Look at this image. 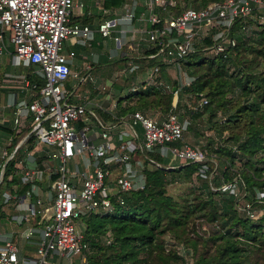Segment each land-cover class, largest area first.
<instances>
[{"label": "built area", "instance_id": "2783aa9c", "mask_svg": "<svg viewBox=\"0 0 264 264\" xmlns=\"http://www.w3.org/2000/svg\"><path fill=\"white\" fill-rule=\"evenodd\" d=\"M140 3L142 10L136 19L146 24L143 39L147 49L159 46L147 56L153 61L161 59L162 63L172 61L173 64L194 51L207 36L211 44L206 45V49L225 57L228 48L236 42L231 33L235 21L252 15L255 7L264 8V0H218L198 8L186 7L176 15L161 19L154 9L164 8V0H130L120 7L125 9L121 15L117 8H102V15L107 17L102 16L93 28L71 18L75 10L78 15L83 14L82 0L78 3L76 0H0V57L9 53L15 65L36 64L34 72L43 79L38 87L37 82H31L24 73L15 75L20 78V88L25 95L19 99L12 95L7 105L13 108L14 127L27 124L29 130L11 152L6 148L11 141L10 135L5 138V148L0 145L1 182L7 160L18 147L25 145L27 137L34 138L31 147L24 146L25 166L19 176L29 187L18 194L15 184L1 195L4 202L12 198L17 202L34 199L32 206L25 204L24 213L12 216L18 225H25L21 237L30 239L37 235V258L27 260L20 255L16 235L10 231L0 234V264H57L47 259L51 255L66 260L67 264H86L87 243L77 224L92 211H111L112 198L123 203L121 193L143 188L144 161L151 160L148 154L157 146L162 155L172 153L180 162H198L197 173L209 180L212 178L214 171L207 173L208 156L198 146L184 140L187 121L179 119L176 113L154 117L133 110L104 121L89 99H71L81 81L92 79L88 72L91 66H84L85 73L71 70L75 52L73 49L67 53L63 51L64 40L91 45L95 32L101 37H110L118 24L125 25L121 26L122 30L133 32L136 29L134 16ZM258 17L264 19L263 14ZM132 67L134 70L138 66L132 64ZM159 68L155 63L149 77H156ZM192 78L188 76V81ZM206 102L207 98L203 97L199 106ZM176 141L181 144H169ZM75 156L82 168L67 166L69 162L74 164ZM38 157L43 160L39 162ZM51 158L57 159V167L49 163ZM45 166L50 180L47 190L50 214L45 213L39 196V181ZM54 173L57 177L51 178ZM237 177L222 181L219 188L239 193ZM237 200L238 210L253 217L256 206L242 197ZM255 201L261 206L264 204V191L256 192Z\"/></svg>", "mask_w": 264, "mask_h": 264}, {"label": "trees", "instance_id": "16d2710c", "mask_svg": "<svg viewBox=\"0 0 264 264\" xmlns=\"http://www.w3.org/2000/svg\"><path fill=\"white\" fill-rule=\"evenodd\" d=\"M127 1L99 0L97 8L84 4L83 14L71 18L93 26L95 16L107 17L102 15V8L118 9ZM164 1V8L154 9L161 19L176 15L186 7L198 8L218 0ZM141 5L134 19L140 15ZM261 14L264 15V8L255 7L252 15L235 21L231 33L236 42L228 48L225 57L206 49V45L211 44L207 36L194 51L179 59V66L193 77L188 84L179 87L174 81L175 89L170 87L166 91L156 84H148L147 80L140 79L139 85L133 83L138 84L140 80L128 81L136 80L137 73L150 64H163L160 59L154 60L125 76L124 94L120 93L123 84H115L118 93L115 112L95 107L104 121L133 110L156 109L161 116L174 112L179 114V119L187 121L185 130L188 131L193 130L192 117L205 113L206 129H212L220 140L215 141L208 135L204 144H192L208 156L207 173L214 171L210 180L197 173L198 162L177 159L168 163L169 158L159 152L158 146L149 152L151 160L144 161L143 188L121 193L123 203L112 198L111 211H92L83 217L81 231L87 243L86 264H185L186 255L193 258L192 264H264V211L253 218L237 207L240 197L258 206L255 194L258 190L264 191V154L257 155L264 151V19L258 17ZM247 23L252 25L250 34L242 28ZM158 47L155 45L145 52H156ZM35 68L33 63L18 67L19 73H24L31 82L36 81L39 87L43 79L35 74ZM2 70L4 77L9 70L4 66ZM80 85L89 88L91 97L99 92L89 79L81 81ZM4 88L0 85V90ZM183 92L194 99L204 96L207 102L193 107L181 104L179 96ZM131 98L133 103L122 104L123 100ZM107 104L105 101L104 105ZM180 108L184 111L180 112ZM184 115L189 118H182ZM1 129L11 137L6 146L9 153L28 132L29 126ZM224 132L227 134L223 135ZM33 139V136L27 137L25 145L18 147L7 160L0 194L12 184H16L18 194L29 187L19 179L22 169L19 157L26 153L24 146L31 147ZM169 144L179 146L181 141ZM241 155H245V160L237 166L235 161ZM215 158L224 164L223 168L218 169L216 164L214 169ZM37 160L41 162L43 158ZM234 176H238L239 193L219 188L222 181L232 180ZM56 177L57 173L51 174V178ZM174 182L190 183L188 191L179 198L168 192V184ZM4 205L6 203L0 201V214H3ZM204 223L207 227H201ZM167 240L173 243L168 244Z\"/></svg>", "mask_w": 264, "mask_h": 264}, {"label": "rangeland", "instance_id": "374dc122", "mask_svg": "<svg viewBox=\"0 0 264 264\" xmlns=\"http://www.w3.org/2000/svg\"><path fill=\"white\" fill-rule=\"evenodd\" d=\"M78 1H80V0H76L77 3H78ZM129 2H130V0H128L126 3L129 4ZM124 10L125 9L123 8V11L119 12L120 9L119 10L117 9V11L119 12L118 15L123 14ZM251 29H252V25L247 23L246 27L244 29V30H246V34H250ZM97 39H100L99 34L96 35L95 40H97ZM65 41L66 40H64L63 51L65 53H67L68 52V45H67V41H66V43H65ZM9 47L11 49V45H9ZM96 48L97 47H95L94 50H96ZM104 48L108 49V46L106 43H104ZM6 55H8L7 58H9L10 54L8 53ZM2 56L0 57V83H1L0 85L9 84V83L19 85L18 82H19L20 78L15 76V75L19 74L20 70L16 67H13L12 65L9 66V69H8L9 71L5 72L6 75H4V77H2L3 76L2 75V71H3L2 68H3V66H6V63L5 62L3 63ZM91 56L89 58L90 60L92 59ZM127 59H130V58H127ZM85 64H86V62L84 61V59L74 56L72 58V64L70 65V67H71V70H76V69L78 70L79 68H81L80 66L83 67V66H85ZM152 66H153V64H150L147 67V69L144 71H141L140 74L142 76L146 77L147 74L149 72H151ZM98 67L101 68V70H103V74L100 77H98V72L96 71V68H98ZM124 67H125V71L123 72L122 70L124 69ZM161 68H163V70ZM115 69L116 70L113 71V65L111 63L101 64V66H97V67L95 66V68L91 69V74H92V76H94V79H92L91 81L94 84V86H96L97 88H102V86H104V89H101L102 91H100L99 94L104 95L107 93L113 99H116L114 96L117 95V93H115V91H114V90L117 91V89H115V87H116L115 84H123V89H121V91H122L121 93L124 94V92H125L124 86H126L125 83H127V79H125L124 75H128L129 71L130 72L133 71V67H132V65H129V64H121L119 68L116 67ZM104 70H106V72H104ZM107 70H108V72H107ZM95 74H97V76ZM188 76L189 75L186 72V70H184L183 67H180L179 63L173 64V62L170 61V62H163V64L160 65L157 76L156 77H149V75H148L147 80H148V84H156L157 86L163 87V89L167 91V90H170V87L175 88V86L173 85L174 81H177V83L179 84V87L182 84H188L189 83ZM128 81L129 82H136V81H139V79H136V80H129L128 79ZM129 82H128V84H130ZM103 90H107V92L104 93ZM80 91H81V87L77 88L76 92H74L75 94L71 97V99L75 100L77 97V94L80 93ZM2 93L3 92H1L0 95ZM100 95H97L95 97V99L98 101H101L102 97ZM203 97L204 96L199 97L197 99H194L191 96H189L183 92L179 96V98H180L179 101L181 104H185L188 106L190 105L191 107H193V106H195V104H199ZM11 98H12V94H8L6 101L10 102ZM176 100H177V96H176ZM0 102L5 103V101L3 99L2 100L0 99ZM133 102H134V99L131 98V99H127V102L125 104H129V103H133ZM1 109H2V107L0 106V111H1ZM6 109L7 108H5V112L8 113L9 111H7ZM198 110H201V108ZM179 111L182 112V111H184V109L180 108ZM145 113H147L151 116H154V117H157V116L160 117L161 116V113L159 112V110H156V109L147 110V111H145ZM218 115H220V114H218ZM178 116H179V114H178ZM182 118H189V115L188 116L184 115ZM205 118H206L205 113H202L200 116L192 117L191 122H192L193 130L192 131H188V130L184 131V140L186 142H188L190 144H196L197 142L204 144L207 140L208 135L214 137L215 141L220 140L219 135L215 134L212 129H206ZM26 134H27V132L21 138H23ZM226 134H227L226 132L223 133V135H226ZM0 145L2 146V149L5 148V145H7L6 140L4 138L0 139ZM260 154H264V151L262 150L261 152H258L257 155H260ZM25 155H26V153L24 155H20L21 157H19V161H20L22 166H25V159H24ZM166 156H167L166 158H169L168 159L169 162L167 161L168 163H172L174 161H177V158H175L172 153H168ZM238 157H239L238 158L239 160L235 161V164L237 166H241L242 165L241 162L243 160H245V155H241ZM214 161H215V163H213L214 164L213 166H216V164H217L218 169L224 167V164H222L218 158H215ZM49 163L50 164L52 163L54 168L57 167V165H58L57 159H53V158L49 159ZM71 163L72 162L67 163V166L72 167V169L73 168L74 169L82 168L81 162L77 156L74 157V164L72 165ZM46 169L47 168L45 166V170ZM49 183H50L49 174L47 171H43V175L39 181V186H40L39 196L42 199V202H43L42 207L45 209L46 214L51 213V206H50L51 201L47 198V190L49 187ZM189 186H190L189 182H183V183L174 182V183H169L167 188H168V192L170 194L179 198L181 195L185 194L188 191ZM53 193H54V190H53ZM240 202H242V199H240ZM263 211H264V207L261 205L254 207L253 208V212H254L253 218L262 214ZM204 226L207 227L206 223L201 225V227H204ZM83 227H84V223L79 222L77 224L78 229H82ZM167 243L172 244L173 241L167 240ZM24 257L27 260H29V259L35 260L37 258V254L35 253V250H34L33 253L25 254ZM47 259L50 261L57 262V264H67L68 263L66 260L59 258L57 255L48 256ZM192 262H193V258H191V256L186 255V263L185 264H192ZM178 264H181V263H178Z\"/></svg>", "mask_w": 264, "mask_h": 264}, {"label": "crops", "instance_id": "0c3cea01", "mask_svg": "<svg viewBox=\"0 0 264 264\" xmlns=\"http://www.w3.org/2000/svg\"><path fill=\"white\" fill-rule=\"evenodd\" d=\"M98 3H99L98 0H86V2L84 4L89 5V8L91 5H92V8L93 7L97 8ZM119 9H120L119 12L123 11L121 8H118V10ZM84 10H85V8H84ZM77 13H78L77 10H75L73 12V15H78ZM95 19H96L95 25L91 26L93 28H95L97 26L99 18H97L95 16ZM134 25L136 27L135 31L128 32L126 30H122L121 26H125V25H119L118 24L117 26L114 27L113 32H112L110 37H101L100 36V39H97V40H95L96 35L99 33L95 32L94 39H93L91 45H80L77 43H72V41L70 39H68V40L66 39L67 45H68V51L73 49L76 57L84 59V61L86 62L85 65L90 63L89 65L91 66V68L88 69V72L91 76H92L91 69L95 68V66L96 67L101 66V64L111 63L113 65V71H115L116 70L115 68L116 67L119 68L121 64H129V65L136 64L137 66H140V65L146 64L150 61L153 62V59L149 58L147 56L148 53L145 52V50H147V44L143 39V37L145 35L143 32L145 25H146L145 22L142 20H139V19H135ZM66 41H65V43H66ZM103 42L107 44L108 49L104 48ZM95 47H97L96 50H94ZM6 54H8V53H5L2 56L3 63L4 62L6 63V66H4L5 68L9 69L10 65L18 68L22 65V64H20V65L13 64L11 56H9V58H7L8 55H6ZM90 56L92 57L91 60L89 59ZM130 57H133V58H130ZM122 58H124V59H122ZM127 58H130V59H127ZM80 67L81 68H79L78 70L76 69L75 71L81 72V73H85L87 71L86 69H84V66L83 67L80 66ZM96 71L98 72V77H100L103 74V70H101V68H99V67L96 68ZM104 72H106V70H104ZM107 72H108V70H107ZM95 75L97 76V74H95ZM148 75H149V73L147 74V76ZM124 76H126V75H124ZM147 76L146 77L142 76L139 72V73H137V75L135 77L139 80L140 79L141 80H147ZM92 79H94V76H92ZM92 79H90V81ZM141 80L138 82V84L136 83V85H139ZM91 83H92V81H91ZM131 83H133V82H131ZM133 84H135V83H133ZM92 85L94 86L93 83H92ZM2 86L5 88L0 90V93L3 92L0 95V99L1 100L3 99L5 101V103L0 102V106L2 107V109L0 111V139L1 138L5 139L6 136H8L9 134L6 131H4L3 129H1V127H4V126L5 127H7V126L8 127H14V124L12 123L13 110L11 109V106L7 105V102H8V101H6L7 96H8V94H12L15 99H19L25 95V92H24V89L20 88V84L18 85V84H10L9 83V84H3ZM79 87H81V85ZM94 87H96V86H94ZM97 89L99 90V92L97 94H95L93 97H91L89 95L90 94L89 88L82 86L80 93L77 94L76 100L82 101L86 97L91 102L95 103L94 104L95 107L102 108L103 110L108 111V112H115L116 107H117L116 95L114 96L116 99L111 98V96L107 93L104 95H100L99 93H100V91H102L101 89H104V86H102V88H97ZM114 91L116 93V90H114ZM121 92L122 91H120V93ZM97 95H100L102 97L101 101H98L95 99V97ZM117 95H118V93H117ZM105 101L108 102V104L106 106L104 105ZM126 102H127V100H123L122 104H125ZM5 108H7L6 109L7 111H9L8 113L5 112ZM26 125L27 124H21L20 126H15V127L21 128V127H24ZM43 171H46L45 167L41 172L42 173L41 177L43 175ZM13 185H15V184H12L8 188H11ZM8 188H5L4 190H6ZM2 200H3V197L0 194V201H2ZM11 200H12V202L11 201L5 202L6 205L3 206L4 207L3 214H0V234L1 233L2 234L7 233L10 231L14 232L16 235V242H17L18 247H19V254L25 255V254L33 253L35 250V239L37 238L36 237L37 235H35L33 238L31 237L30 239H25V238L21 237L20 232L24 229L25 225H22V226L18 225L16 223L15 219H13L12 215L14 213H17V212H23L24 213L25 212V209H24L25 204L30 203V205L32 206V202L34 201V199L31 198L29 200L28 198H26L22 202H17L16 199H13V198ZM0 242H2V239H0Z\"/></svg>", "mask_w": 264, "mask_h": 264}, {"label": "water", "instance_id": "95a60500", "mask_svg": "<svg viewBox=\"0 0 264 264\" xmlns=\"http://www.w3.org/2000/svg\"><path fill=\"white\" fill-rule=\"evenodd\" d=\"M173 89H175V88H173Z\"/></svg>", "mask_w": 264, "mask_h": 264}]
</instances>
